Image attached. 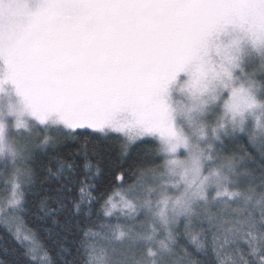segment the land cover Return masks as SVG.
Here are the masks:
<instances>
[{
  "label": "snow or ice",
  "instance_id": "6c2138e0",
  "mask_svg": "<svg viewBox=\"0 0 264 264\" xmlns=\"http://www.w3.org/2000/svg\"><path fill=\"white\" fill-rule=\"evenodd\" d=\"M0 264H264V0H0Z\"/></svg>",
  "mask_w": 264,
  "mask_h": 264
}]
</instances>
